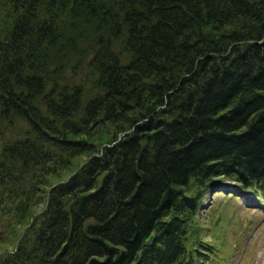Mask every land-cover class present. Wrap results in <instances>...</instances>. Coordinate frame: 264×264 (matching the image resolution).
I'll list each match as a JSON object with an SVG mask.
<instances>
[{"label": "trees", "instance_id": "1", "mask_svg": "<svg viewBox=\"0 0 264 264\" xmlns=\"http://www.w3.org/2000/svg\"><path fill=\"white\" fill-rule=\"evenodd\" d=\"M263 40L264 0H0V264L203 260L208 190L264 189Z\"/></svg>", "mask_w": 264, "mask_h": 264}, {"label": "rangeland", "instance_id": "2", "mask_svg": "<svg viewBox=\"0 0 264 264\" xmlns=\"http://www.w3.org/2000/svg\"><path fill=\"white\" fill-rule=\"evenodd\" d=\"M92 132L95 138L110 133L102 125L95 130L92 128ZM231 194L232 190L226 189L225 193L213 190L205 195L204 204L197 213L196 223L201 229L199 238L214 252L224 255V259L231 260V264L238 260L241 264H264V212L246 206L244 198ZM189 244L191 247L193 240Z\"/></svg>", "mask_w": 264, "mask_h": 264}, {"label": "bare ground", "instance_id": "3", "mask_svg": "<svg viewBox=\"0 0 264 264\" xmlns=\"http://www.w3.org/2000/svg\"><path fill=\"white\" fill-rule=\"evenodd\" d=\"M249 44L262 45V44H264V40H263V42L250 41Z\"/></svg>", "mask_w": 264, "mask_h": 264}, {"label": "water", "instance_id": "4", "mask_svg": "<svg viewBox=\"0 0 264 264\" xmlns=\"http://www.w3.org/2000/svg\"><path fill=\"white\" fill-rule=\"evenodd\" d=\"M150 240H152V239H150ZM89 264H98V262H97L96 259H92V260L89 262Z\"/></svg>", "mask_w": 264, "mask_h": 264}]
</instances>
